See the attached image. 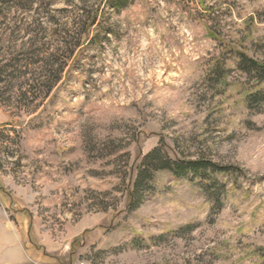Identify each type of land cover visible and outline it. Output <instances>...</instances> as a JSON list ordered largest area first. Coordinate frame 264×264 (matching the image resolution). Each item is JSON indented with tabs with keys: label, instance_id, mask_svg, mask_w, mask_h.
I'll list each match as a JSON object with an SVG mask.
<instances>
[{
	"label": "rangeland",
	"instance_id": "rangeland-1",
	"mask_svg": "<svg viewBox=\"0 0 264 264\" xmlns=\"http://www.w3.org/2000/svg\"><path fill=\"white\" fill-rule=\"evenodd\" d=\"M251 61L264 0H0V251L264 264Z\"/></svg>",
	"mask_w": 264,
	"mask_h": 264
},
{
	"label": "crops",
	"instance_id": "crops-1",
	"mask_svg": "<svg viewBox=\"0 0 264 264\" xmlns=\"http://www.w3.org/2000/svg\"><path fill=\"white\" fill-rule=\"evenodd\" d=\"M17 251V255L7 254L0 251V264H34L23 248H19Z\"/></svg>",
	"mask_w": 264,
	"mask_h": 264
},
{
	"label": "trees",
	"instance_id": "trees-1",
	"mask_svg": "<svg viewBox=\"0 0 264 264\" xmlns=\"http://www.w3.org/2000/svg\"><path fill=\"white\" fill-rule=\"evenodd\" d=\"M93 24H95L94 23V21H93V23H91V26L93 25ZM252 62V64H254V65H256L257 66V72H258V74L260 75V76H262L263 77V75H264V66L263 65H261L260 63H257V62H254V61H251ZM264 78V77H263ZM59 81V79H54L53 81H51V83H50V86H49V89H48V92H50L51 90H52V88H53V86H54V84L56 83V82H58ZM263 91H264V89H263ZM159 150H154L149 156H147V158H146V160H150L152 157H154V155H156V153L158 152ZM179 165H182V167H180V168H185L186 166H197V164L196 163H183V164H179ZM178 164H173L172 166H170V167H168V169H170L171 171H173V172H175V171H177V170H179V168L178 169H173L172 167L173 166H179ZM201 166H204V165H201ZM205 167V166H204ZM211 167H214L213 165H211ZM193 168V167H192ZM146 172V170L145 171H142L141 172V174L143 173H145ZM143 174L141 175V177H143ZM133 197V196H132ZM132 199H134V198H132ZM132 199H131V201H132Z\"/></svg>",
	"mask_w": 264,
	"mask_h": 264
}]
</instances>
